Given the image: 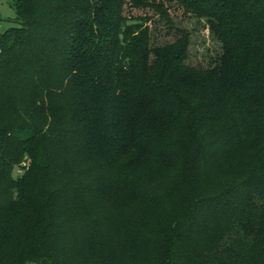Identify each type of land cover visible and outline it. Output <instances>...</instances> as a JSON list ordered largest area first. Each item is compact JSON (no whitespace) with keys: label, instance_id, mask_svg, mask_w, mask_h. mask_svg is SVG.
Listing matches in <instances>:
<instances>
[{"label":"trees","instance_id":"obj_1","mask_svg":"<svg viewBox=\"0 0 264 264\" xmlns=\"http://www.w3.org/2000/svg\"><path fill=\"white\" fill-rule=\"evenodd\" d=\"M0 33V264H264V0H14ZM205 20L152 43L155 15Z\"/></svg>","mask_w":264,"mask_h":264},{"label":"rangeland","instance_id":"obj_2","mask_svg":"<svg viewBox=\"0 0 264 264\" xmlns=\"http://www.w3.org/2000/svg\"><path fill=\"white\" fill-rule=\"evenodd\" d=\"M155 15L152 21V43L162 45L173 42L179 36L178 28H185L191 34L190 56L188 62L200 67H210L222 52L221 43L213 36L206 21L182 16L181 12L172 11L173 23H167L152 10L136 9L135 14ZM14 0H0V33L16 25Z\"/></svg>","mask_w":264,"mask_h":264},{"label":"built area","instance_id":"obj_3","mask_svg":"<svg viewBox=\"0 0 264 264\" xmlns=\"http://www.w3.org/2000/svg\"><path fill=\"white\" fill-rule=\"evenodd\" d=\"M0 52H1V49H0ZM30 264H38V263L32 262V263H30Z\"/></svg>","mask_w":264,"mask_h":264}]
</instances>
